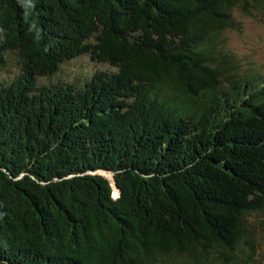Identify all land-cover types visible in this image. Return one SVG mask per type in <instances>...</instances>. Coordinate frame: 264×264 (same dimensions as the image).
<instances>
[{
	"label": "trees",
	"instance_id": "trees-1",
	"mask_svg": "<svg viewBox=\"0 0 264 264\" xmlns=\"http://www.w3.org/2000/svg\"><path fill=\"white\" fill-rule=\"evenodd\" d=\"M238 14L264 0H0V264H264Z\"/></svg>",
	"mask_w": 264,
	"mask_h": 264
},
{
	"label": "rangeland",
	"instance_id": "rangeland-1",
	"mask_svg": "<svg viewBox=\"0 0 264 264\" xmlns=\"http://www.w3.org/2000/svg\"><path fill=\"white\" fill-rule=\"evenodd\" d=\"M237 19L241 22V30L228 34L229 45L239 56L249 57L257 67L264 69V15L256 17L238 14ZM101 174L112 182L109 173L101 172ZM117 195L118 193L113 188V196L117 197Z\"/></svg>",
	"mask_w": 264,
	"mask_h": 264
},
{
	"label": "water",
	"instance_id": "water-1",
	"mask_svg": "<svg viewBox=\"0 0 264 264\" xmlns=\"http://www.w3.org/2000/svg\"><path fill=\"white\" fill-rule=\"evenodd\" d=\"M111 185H112V187L114 188V190L119 194V190H118V188H117V186H116V182H115L114 179H112Z\"/></svg>",
	"mask_w": 264,
	"mask_h": 264
}]
</instances>
